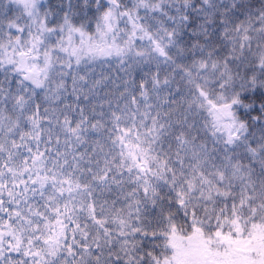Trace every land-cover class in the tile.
<instances>
[{
    "label": "snow or ice",
    "instance_id": "obj_1",
    "mask_svg": "<svg viewBox=\"0 0 264 264\" xmlns=\"http://www.w3.org/2000/svg\"><path fill=\"white\" fill-rule=\"evenodd\" d=\"M0 264H264V0H0Z\"/></svg>",
    "mask_w": 264,
    "mask_h": 264
},
{
    "label": "trees",
    "instance_id": "obj_2",
    "mask_svg": "<svg viewBox=\"0 0 264 264\" xmlns=\"http://www.w3.org/2000/svg\"><path fill=\"white\" fill-rule=\"evenodd\" d=\"M46 6H50L53 10H59L62 7H66L68 4V0H43ZM73 4L77 2V0H71ZM60 15L62 16L63 13L61 12Z\"/></svg>",
    "mask_w": 264,
    "mask_h": 264
}]
</instances>
